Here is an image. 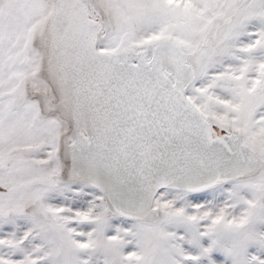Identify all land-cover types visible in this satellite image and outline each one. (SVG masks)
Segmentation results:
<instances>
[{
    "label": "snow or ice",
    "instance_id": "6c2138e0",
    "mask_svg": "<svg viewBox=\"0 0 264 264\" xmlns=\"http://www.w3.org/2000/svg\"><path fill=\"white\" fill-rule=\"evenodd\" d=\"M0 264H264V0H0Z\"/></svg>",
    "mask_w": 264,
    "mask_h": 264
}]
</instances>
